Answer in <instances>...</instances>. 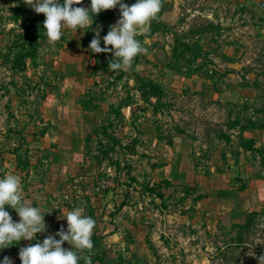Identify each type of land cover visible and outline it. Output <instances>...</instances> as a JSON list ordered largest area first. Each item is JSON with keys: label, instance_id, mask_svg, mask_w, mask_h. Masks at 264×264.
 I'll use <instances>...</instances> for the list:
<instances>
[{"label": "rangeland", "instance_id": "obj_1", "mask_svg": "<svg viewBox=\"0 0 264 264\" xmlns=\"http://www.w3.org/2000/svg\"><path fill=\"white\" fill-rule=\"evenodd\" d=\"M136 2L128 0L127 4ZM79 7L90 9L91 0H84ZM30 10L24 0H0V179L9 173L21 177L25 200L42 209L48 228L32 241H13L9 247L0 248V261L9 257L13 264H22L19 257L22 247L42 243L61 226H68L66 219H60L62 212L82 207L88 215L93 204L98 216L95 228L105 235L116 260L123 258L124 264H260L258 257L264 256V252L256 248L264 247L261 233L251 236L253 244L248 248L228 251L226 257L217 251L231 222L244 220L247 211L263 205H245L243 212L231 201H225V197L238 191L241 184L251 187L256 178L264 175V167L255 154L236 153L237 137L233 136L229 142L218 139L216 134L222 128L236 133L226 125L229 103L249 101L251 111L264 104V35L259 33V16L264 11L251 0H163L150 31L136 37L147 48V54H139L131 70L117 78L120 70L100 66L94 71L95 63L91 69L88 67L90 83L81 94H86L84 99L94 96V100L83 108L77 100L81 94L61 96L62 86H66L61 48L74 36H80L82 47L89 52L83 42L94 38L98 26L102 28L100 37H104L120 16L91 14L92 28L70 32L64 29V38L61 36L54 44L48 37L39 39L36 65L28 58L29 66L22 70V57L18 56L29 45L10 48L9 44L27 32L31 25ZM195 31L200 32L201 40L208 46L214 43L209 42L211 38L216 39L215 49L206 54L208 62L199 69L206 75L200 74L205 80L202 89H195L194 82L174 76L176 70L172 69L179 66V70L187 72L196 67L187 66L186 55L175 57L173 54L177 53L172 50L175 46L176 52L180 51V42L192 37ZM230 41L243 47L236 60H230L227 55H233L225 51ZM140 76L162 80L167 85L164 101L170 105L156 112L145 99L124 106L126 119L114 117L117 133L127 136L123 145H114L109 155L103 157V146L95 138L80 164L70 163L61 172L52 158L63 125L74 124L68 121L66 112L78 106L89 112L97 109L100 113L97 122L101 116L109 115L111 104L116 106L138 98V94L129 91V85L138 84ZM66 83L73 86L71 92L80 89L79 85L74 87L72 80ZM52 94L54 105L50 103ZM257 115L264 119V115ZM94 123L83 128L84 140ZM177 128L185 132L177 135ZM158 129L173 136L177 141L175 147L161 143ZM246 135L254 136L257 145L264 143V130L248 131ZM213 146L215 149L211 150ZM182 150H187L186 157ZM210 150L211 158L207 159ZM193 157L202 162L200 166L195 165ZM166 163L171 164L173 173L157 169ZM207 164L211 174L205 172ZM133 176L137 180H132ZM164 177L172 185L164 183L162 197L153 202L142 183H156ZM195 182L207 194L191 210V197L182 198V183ZM122 200L126 203L121 204ZM162 200L167 206L156 203ZM6 210L14 222L20 221L16 210L10 206ZM63 247L71 245L65 242Z\"/></svg>", "mask_w": 264, "mask_h": 264}, {"label": "clouds", "instance_id": "obj_2", "mask_svg": "<svg viewBox=\"0 0 264 264\" xmlns=\"http://www.w3.org/2000/svg\"><path fill=\"white\" fill-rule=\"evenodd\" d=\"M24 3L37 14L45 15L43 27L49 42L53 44L61 39L64 29L76 31L92 28L94 23L91 14L97 16L119 5L120 19L110 26L103 37L104 47H101L100 38L102 28L98 26L89 49L92 53L114 54V59L109 61V70L129 71L137 55L147 54V48L136 37L150 31L151 22L158 18L163 0H137L131 6L123 0H91L90 9L74 7L82 4L83 0H24ZM6 206L16 210L19 222L13 221ZM60 219L67 220V230L61 226L55 235H48L42 243L22 247L19 252L22 264H79L80 260L84 264H92L91 255L84 253H91L94 248L91 237L96 221L85 215L82 207H75L66 214L62 212ZM47 228L42 209L25 200L21 177L9 173L0 179V248L9 247L13 241H32L38 233L47 232ZM65 242L71 245V250L63 247ZM258 259L260 264H264V256ZM0 264L13 262L9 257H4Z\"/></svg>", "mask_w": 264, "mask_h": 264}, {"label": "trees", "instance_id": "obj_3", "mask_svg": "<svg viewBox=\"0 0 264 264\" xmlns=\"http://www.w3.org/2000/svg\"><path fill=\"white\" fill-rule=\"evenodd\" d=\"M62 2V0H61ZM84 2V0H83ZM81 5V4H80ZM80 5H74V7H79ZM31 16H30V27L27 29V32L24 34H20V37L16 39L13 43L9 44V47L12 48L13 46H18L20 44L24 45L28 43L29 47L27 50H25L23 53H21L18 57H22L20 60V69L26 70L29 66L28 64V58L31 59L32 63L36 65V54H37V45L40 43V40L46 39V29L43 27V22L46 19L44 14H37L32 8L30 10ZM103 17H113V15L120 16V12L115 8L112 10H106L102 11L100 13ZM260 20L264 19V15L259 16ZM107 31V30H106ZM64 34H62V38ZM107 35V33H106ZM146 34H141L139 37H143ZM102 37V36H101ZM100 37V38H101ZM212 40L216 42V39L211 38ZM92 40V39H91ZM91 40L84 41L83 43L85 46L89 48V44ZM182 45V49L178 52H176V47L173 46L172 50L174 53L173 56H177L180 58V56L186 55L187 57V66L196 65L195 68L188 69L187 72H183L180 69L179 66L172 67L176 71V73H182V74H202L206 77V75L199 71V69L202 68V65L206 62V54L211 53L212 50L215 49V47L211 49L205 48V43L200 38V32L195 31V33L192 35V37H188L187 40L180 42ZM229 44L235 43V42H227ZM101 47H104L103 43V37L101 38ZM90 50V49H89ZM90 55L95 58V64L92 69L94 71L98 70L100 66L108 67L109 61L114 59L113 53H92L91 50L89 51ZM188 55V56H187ZM227 55V54H226ZM104 57V60L102 61V58ZM230 60H236L237 58L228 56ZM7 58V55H5V59ZM138 55L134 58L132 67L135 62H137ZM4 59V60H5ZM16 69V65H15ZM126 74V71L120 70V74L117 76V78H122ZM162 81V80H161ZM156 78L149 77V76H140L138 84L135 85H129V91L133 92L134 94H138V98L133 101L125 102L122 104L114 105L111 104L109 107V111L107 112L109 115L101 116L97 122H95L90 130L87 132V135L85 137V148H87V152L85 153V156L88 155V147L91 145V141L96 138L97 142L100 144V146H103V157H106L109 155L111 149H113L114 145L119 144L122 146L124 139L127 137L125 135H119L117 133V128L114 126L116 123V119L114 117H121L126 119L125 114L122 111V108L126 105H132L133 103H136L142 99H145L148 103H150L153 106L154 112L158 111L159 108L162 106H169L170 103H167L164 101V97L167 94V85L162 83ZM255 81L257 82V79L255 78ZM255 82V83H256ZM257 84V83H256ZM87 93V92H86ZM84 94L80 98H77L78 102L82 105L83 108H87V105L90 104L91 101L94 100V96H91L90 98L84 99ZM231 108L229 109V116L226 122L227 129L234 130L236 133L228 132L227 130L219 129L217 130V138L226 139L227 141L231 142L233 141V136L237 137L236 140V153H240L241 151L244 152H251L256 155V157H259L260 164L264 167V143L261 145H257V139L254 136H248L246 135L247 131L252 130H264V119L262 117L258 116L257 114L264 115V104L258 108L253 109L251 111V102L249 101H243V102H235V103H229ZM97 105H95L96 107ZM233 107V108H232ZM235 112V113H234ZM134 114V113H133ZM132 114V116H133ZM113 115V116H112ZM44 132V131H43ZM185 130L181 128H177V135L183 134ZM157 137L161 140H166L168 144L174 143V138L172 135H166L163 131H160L158 129L157 131ZM108 140L109 142L107 144H104L103 141ZM215 149L213 146L211 148ZM207 150V149H206ZM208 154L207 159L211 158V152ZM206 154V153H204ZM226 153L223 151L222 156L223 158H226ZM98 159H101L102 157L95 156ZM195 165L198 167L201 165V161L198 159V157H193ZM206 174H211V168L207 164L205 168ZM132 180H137L136 176L132 177ZM164 183L167 185H172V182L167 178L164 177L161 180H159L156 183L149 182H143V188L152 196V201H156V197L161 198L162 197V188L164 187ZM182 191L184 192V196L182 198H185L187 196L191 197L192 199V206H190L189 209L194 210L195 205L197 202L206 196L207 192L200 191L198 187H200L199 182L195 183H182ZM248 186L247 183L241 184L237 187L238 190H244ZM162 202H156L159 205H165L162 204ZM125 200H122L121 204H125ZM193 215V214H191ZM87 216H90L96 221L98 220V216L96 215L95 206L91 204L89 206V214ZM96 227V226H95ZM64 228L67 229V226H64ZM258 233H261L264 240V204L260 207H255L247 211L244 220L242 221H233L230 224V227L226 232L223 233V244L217 245V251L224 255L226 257V254L228 251H232L234 249L244 247L248 248L253 244V239L251 236H255ZM263 234V235H262ZM105 235L101 232V230H98L97 228L94 229L93 235L91 237L94 248L91 253L85 252L86 255H91L92 264L100 263V264H124L122 260H116L114 257V253L112 252L111 248L108 247L106 241L104 240ZM68 250H71V247L67 248ZM257 250H262L264 252L263 246H257ZM79 264H84L83 260L79 261Z\"/></svg>", "mask_w": 264, "mask_h": 264}, {"label": "crops", "instance_id": "obj_4", "mask_svg": "<svg viewBox=\"0 0 264 264\" xmlns=\"http://www.w3.org/2000/svg\"><path fill=\"white\" fill-rule=\"evenodd\" d=\"M251 1L255 2L259 7V9L264 11V0H251ZM123 2L127 4L128 0H123ZM116 9L120 12L119 5H117ZM67 31L70 32L71 30L69 29ZM259 33L264 35V19L260 20ZM209 42L211 43L214 41H209ZM214 43H213L214 46L213 45L208 46V43H205L204 46L207 49H211L216 46V44ZM242 49L243 47L236 42L231 44L227 43L225 47V51L228 54L233 55V57L235 56L239 57L242 54ZM60 58L62 60L61 62L63 64V69L65 73L63 79L66 85V86H62L61 96L64 95L68 96L67 94L72 95L73 93L74 97H76L86 90L87 82L90 83V78L87 76L86 70L88 69L89 66L90 69L92 68L93 64L95 63V58L92 57L89 54V52L82 47V39L80 36H76V37L74 36L72 41L65 42L64 46L61 48ZM68 66H70V69L68 68ZM174 76H178L188 81L191 84L193 82L196 83L197 86L195 87V89H202L205 84V80L202 77V75L197 73L187 75V74H180L175 72ZM71 80L74 83L73 84L74 87L76 85H79L80 87V89L78 88V90L75 91L76 93L71 92L73 86L70 87L66 83ZM49 97L50 95H47V98ZM52 97H53L51 98L52 102L50 103L54 105L55 94H52ZM70 112H72L71 115L68 114ZM70 112H66V116L67 118H69L68 121H71L70 123L74 122V124H70L69 126L67 124L63 125V131L56 138L58 144L57 147L55 148V153L52 158L54 161L53 164L57 165V168L61 172L64 169H67L70 163L80 164V162L83 160V157H85V152H84L85 140H84V134H82L83 133L82 130L83 128L86 127L88 128V125L96 121L97 115H100L97 109L93 112H89L88 110L82 109L79 106L77 108L74 107V110L73 111L71 110ZM125 113L127 117H129L127 112ZM60 116L62 117L61 113ZM65 121H67V119ZM160 141L164 145L166 144L167 146L170 147H175L177 142L175 140L173 144H168L164 140L160 139ZM182 151H183L182 152L183 156L186 157L187 150H182ZM170 165H171L170 163H166L160 165L157 169L158 170L163 169L166 172L170 171L171 173H173L174 169L173 168L171 169ZM224 200L231 201L235 205V208H239L240 210H243V212L246 210V209L244 210L245 205L251 204L252 207V206L264 204V175H261L260 177L256 178L255 181L252 182L251 187H247L244 190L233 191V194L227 195V197H225ZM234 212L240 214L238 209H235Z\"/></svg>", "mask_w": 264, "mask_h": 264}]
</instances>
